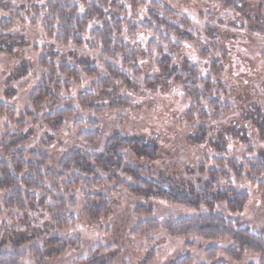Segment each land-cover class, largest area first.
Returning a JSON list of instances; mask_svg holds the SVG:
<instances>
[{
  "label": "trees",
  "instance_id": "trees-1",
  "mask_svg": "<svg viewBox=\"0 0 264 264\" xmlns=\"http://www.w3.org/2000/svg\"><path fill=\"white\" fill-rule=\"evenodd\" d=\"M79 1L85 9L83 14H80L78 3L73 4L70 0H51L42 10L39 4L28 3L32 5L28 13L32 10L38 19L43 14L44 31L58 47H72L78 52L89 45L90 51L98 57L81 56L75 52L63 55L51 47L45 50L39 57L38 66L48 78L34 91L31 103L39 114L48 109L51 113L33 118L34 127L26 132L22 131L25 126L21 121L17 125L21 131L3 139L0 135V193L6 194L2 207L5 211L15 212L13 221L21 226L19 229L5 226L0 240V264H23L27 247L33 264H49L52 259L76 248L79 243L75 239L62 240L59 234L69 231L77 222L73 212L79 209L78 193L84 202L83 216L89 224L96 225L102 218L113 215L110 199L119 192L132 200L145 202L135 209L136 215L148 219L133 229L131 236L135 239L163 231L172 239L196 238L210 244L205 249L210 264H225L218 260L217 245L228 242L227 259L238 263L244 255H251L258 264H264L263 237L249 228L237 227L215 212L217 205L221 204L230 213L243 212L249 195L233 188V183L243 181L246 171L250 179L260 177L264 173V161L260 158L246 160L244 164L237 160L214 159L212 169H207L203 163L193 167L189 165L192 159L183 165L178 162V156L161 154L162 146L153 137L144 139L116 133L106 142L101 154L91 155L74 146L61 158L57 169H51L50 159L43 152L54 145L60 146V131L65 121L77 115L72 107L59 111L52 107L56 103L53 88L58 89L63 79L79 82L80 75L97 78L93 90L79 96L78 106L81 112L98 119L135 109L129 95L164 92L167 85L181 87L186 99L192 102L191 109L181 120L183 125L190 126L188 129L199 134L197 142L210 137L211 124L224 121L233 112L229 104L223 105L209 96L214 86L212 80L198 77L199 69L182 59L184 44L201 43L198 33L192 29L191 20L174 7L152 2L147 16L138 23L126 18L127 11L120 7V2ZM252 2L260 3L259 13L262 14L264 0H231L230 7L234 6L240 14L244 3ZM128 4L138 12V0H128ZM24 10L25 5L17 8L14 0H0V49L6 47L11 52L14 47L23 46L16 38L5 34L14 29ZM239 24L238 19L225 23L229 27ZM90 25L93 29L88 41L86 36ZM257 25L263 26L264 18L257 20ZM125 32L130 40L139 33L149 36V53L142 52L141 47L134 49L128 45L122 38ZM147 56L154 60L156 71L153 74H148L149 67L140 64ZM144 75L147 78L141 85L138 79ZM204 101L213 113L212 117L202 107ZM5 113L14 121L15 111L0 104V118ZM29 115H22V118ZM39 123L41 149H29L27 145L36 137ZM76 124L81 126L83 122L77 121ZM87 125L89 131L78 134L76 140L95 146L101 140L99 126L92 121ZM123 152L131 154L130 161L134 165L126 164ZM157 162H164L168 169L154 167ZM220 182L223 185L218 187ZM106 183L112 186H107L111 192ZM260 187L263 189L264 184ZM153 199L194 210L199 215L192 219L160 222L153 217V208L149 206ZM112 249L97 246L75 264H114L117 255ZM152 254L148 253L142 264H152L155 259ZM177 264H190V260L186 258Z\"/></svg>",
  "mask_w": 264,
  "mask_h": 264
},
{
  "label": "rangeland",
  "instance_id": "rangeland-1",
  "mask_svg": "<svg viewBox=\"0 0 264 264\" xmlns=\"http://www.w3.org/2000/svg\"><path fill=\"white\" fill-rule=\"evenodd\" d=\"M50 1L14 0L17 8L23 4L25 10L20 13L21 19L17 21L14 29L5 36L16 38L23 46L14 47L11 52H8L6 47L0 49V104L16 114L14 121L8 118V113L0 118L2 139L21 131L17 126L21 121L25 126L22 131L26 132L34 127L33 118H42L45 112L51 113L48 109L39 114L31 103L34 91L48 78L38 66L39 57L45 50L51 47L61 51L63 55L75 52L81 56L98 57L90 51L89 45L77 52L72 47H58L55 40L48 38L43 28V14L38 19L36 13L32 10L28 13V10L33 4H39L42 10ZM70 2L78 3L80 14L84 13L85 9L79 0ZM117 2H120V7L126 9V18L138 23L147 16L152 2L161 6H172L178 13L190 19L192 29L198 33L201 44H184L182 59L188 60L192 66L199 69L198 77L212 80L214 86L209 96L223 105L229 104L233 112L224 121L211 124L210 137L197 142L199 134L188 129L190 126L183 125L181 120L192 107V102L186 99L181 87L172 88L167 85L164 92H145L144 96L129 95L135 109L98 119L81 112L78 106L79 96L93 90L97 78L90 79L80 75L79 82L63 79L60 80L58 89L53 88L56 103L52 107L56 111L72 107L76 109L77 115L65 121L60 131V146L54 145L43 152L50 159L51 169L56 170L61 158L74 146L91 155L101 154L106 142L116 133L144 139L153 137L162 146L161 154L178 156V162L183 165L192 159L193 162L189 165L193 167L203 163L207 169H212L214 159L237 160L242 164L246 160L259 158L264 161V25H257V20H263L264 12L259 13L260 3H244L239 14L234 6L230 7L231 0H138V12L133 11L128 0H111V3ZM28 3L32 5L29 6ZM234 19L239 20L238 26L225 25L227 21ZM92 29L93 26L90 25L86 36L88 41ZM122 38L134 49L141 47L142 52L149 53L150 37L144 33H139L134 40H130L125 32ZM153 57L156 59L157 55L154 54ZM140 64L149 67L148 74L156 71L154 60L149 56L141 60ZM146 78L144 75L138 82L144 85ZM202 107L212 117L213 113L205 101ZM27 113H30L29 117L22 118V115ZM77 121H82L83 125H77ZM91 121L98 124L101 132V140L95 146L84 145L76 140L78 134L89 131L87 124ZM40 126L41 123L36 126L37 134L32 143L27 145L29 149H41L38 138L42 133ZM123 156L126 164L134 165L130 161L129 152H123ZM158 166L168 169L164 162L154 165L156 168H159ZM196 170L199 174L197 168ZM262 184L264 173L260 177L250 179L246 171L243 181L233 183V188L249 195L243 212L230 213L224 204L217 205L215 212L237 227L249 228L264 239V188L260 187ZM222 185L223 182H220L218 187ZM107 186L112 187L109 183H106V188L110 189ZM104 192L107 193V190ZM5 196V193H0V240L5 226L10 229L21 227L13 221L16 213L3 209ZM114 197L110 199L113 215L110 218H102L99 224L91 225L83 216L84 202L78 193L79 209L73 212L77 222L69 231L59 235L62 240L75 239L79 245L52 259L49 264H75L79 259L86 258L97 246L111 248L112 251L114 248L117 255L114 264H142L151 252L155 255L152 264H177L186 258L190 260V264H210L205 255V249L210 244L196 238L172 239L164 231L140 239L133 238V229L139 222L148 220L146 216L135 214L136 206L145 202L132 200L123 192L114 194ZM149 206L153 208V217L160 222L192 219L199 215L194 210L172 206L162 199L151 200ZM217 247L218 260L225 264H258V260L251 255H244L238 263L227 259L225 254L230 248L228 242L219 243ZM28 249L29 247L24 249L27 258L23 264H33L28 257Z\"/></svg>",
  "mask_w": 264,
  "mask_h": 264
}]
</instances>
